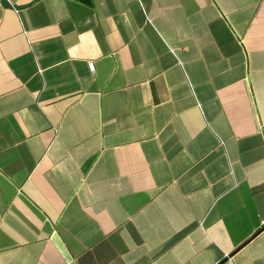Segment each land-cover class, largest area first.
Listing matches in <instances>:
<instances>
[{"label":"crops","instance_id":"obj_1","mask_svg":"<svg viewBox=\"0 0 264 264\" xmlns=\"http://www.w3.org/2000/svg\"><path fill=\"white\" fill-rule=\"evenodd\" d=\"M0 264H264V0H0Z\"/></svg>","mask_w":264,"mask_h":264},{"label":"built area","instance_id":"obj_2","mask_svg":"<svg viewBox=\"0 0 264 264\" xmlns=\"http://www.w3.org/2000/svg\"><path fill=\"white\" fill-rule=\"evenodd\" d=\"M90 68H91L92 71H94V66H93V64H90Z\"/></svg>","mask_w":264,"mask_h":264}]
</instances>
